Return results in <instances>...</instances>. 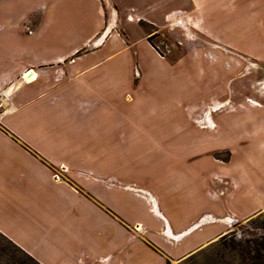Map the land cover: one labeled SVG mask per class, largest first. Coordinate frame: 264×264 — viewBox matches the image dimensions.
Wrapping results in <instances>:
<instances>
[{
    "label": "rangeland",
    "instance_id": "374dc122",
    "mask_svg": "<svg viewBox=\"0 0 264 264\" xmlns=\"http://www.w3.org/2000/svg\"><path fill=\"white\" fill-rule=\"evenodd\" d=\"M235 3L221 21L213 13V41L232 48L216 53L202 34L204 0H0V69L17 54L20 69H46L52 81L28 87L25 73L0 89V119L29 116L18 129L1 120L0 131L50 149L37 154L60 181L49 193H127L152 221L158 215V245L116 219L126 223L129 264H156L140 244L164 264H264V0ZM97 59L107 63L97 69L123 70L113 81L99 76L98 87L75 85L78 65ZM16 201L3 212L8 228L11 217L27 220ZM178 221L188 227L167 236L169 222L183 230ZM115 249V259L127 252ZM30 258L0 231V264H39Z\"/></svg>",
    "mask_w": 264,
    "mask_h": 264
},
{
    "label": "crops",
    "instance_id": "0c3cea01",
    "mask_svg": "<svg viewBox=\"0 0 264 264\" xmlns=\"http://www.w3.org/2000/svg\"><path fill=\"white\" fill-rule=\"evenodd\" d=\"M235 2L236 0H231L230 3L228 0H204V14H202L203 33H201L208 41L212 43L214 41L220 42V40L212 35L220 34L212 33V28H210L215 18L213 13H218V15H220V12L223 14H231L232 9L236 10ZM222 17V15L219 16V21H221ZM241 18L242 15H240ZM184 21L179 17L175 23L184 26ZM190 23L188 20L187 24L189 25ZM114 36L116 35H113L111 39L116 38L115 40H118ZM213 45L216 53H220L218 51L219 49L222 51L228 48L232 49L227 44L220 45L214 42ZM118 49V51L106 55L107 63L111 58L117 56L119 53L121 54V51L125 50L123 44L122 48ZM146 50L152 52L151 50L153 49L147 45ZM16 56L17 54L15 56L12 54L10 58L11 62L7 64L6 69H0L1 90L6 89L12 81H17L20 79L21 74L23 75L25 73H27L25 74V79L30 81L27 84L28 87H35L39 83L45 85L46 81H48L47 86L52 84V81L49 80V71H46V69L28 68L26 66L20 69L17 61L18 56ZM114 59H111V61ZM103 62L97 59L90 62V66H87L85 69L83 65H78L80 67L79 69H83L80 70V74L82 72L85 73L74 81L75 85L92 83L95 87H98L100 84L98 80L99 76L102 80L105 77L104 79L113 81L114 76L112 75L116 71L123 70L97 69ZM101 70H104L105 74ZM20 102L16 100V104ZM17 105L19 107H30L29 101L26 102V105ZM28 110L30 111L31 109ZM35 111L37 113L39 108H36ZM27 113H7L0 121H6L9 124L13 123V126L18 129L20 123L22 124L20 127L29 124L26 121L29 120V116L26 115ZM41 115H43V111L40 112V115H35L31 120L39 121ZM17 131L12 132L18 139H25L24 143L26 145L28 144V150L23 145H19L21 144L19 140L14 139L11 135H5L0 131V231L7 235L10 233L12 242L28 256L39 264H77L78 260L82 264H94V261L99 258H102L101 264H129L134 257H131L130 251L128 250L131 245L129 243V235L125 228L126 221H128V224L134 223L145 228L148 233L154 235L151 238L158 245V226L161 227V223L158 225V215H150L153 219L152 221L148 217L149 211L146 204L136 201L131 194L118 193L116 196L107 192L102 194L98 192L84 194L78 193L71 187H69L68 192L67 189H62L66 191L65 193H49L48 185H59L60 181L53 180L50 165L42 163L38 159V155L43 156L45 153L49 154L50 149L47 148L44 151L40 146L30 145L29 143L34 138L31 140L29 136L24 135L19 130ZM29 150L33 151L35 156L29 153ZM45 159L48 160L47 157ZM19 178L24 179V181L18 180ZM27 190H29V193H27ZM142 192L150 193L149 191ZM15 197L19 201L23 200L26 202L25 208L28 216L26 217L27 220L24 219L22 221H15L11 217L10 223L12 228H8L6 227L3 212H8L9 209L15 207L8 204L11 202L17 203ZM155 207H157L158 214H161L158 202H156ZM25 216L26 212L23 214V217ZM117 218H121L125 222L120 221L123 223L121 224L119 221H116ZM38 219L41 222H38ZM173 223H168L169 229L166 231L167 236L181 234L188 227L182 225V221H178V224H181L180 226L183 229L179 231L175 229L176 227ZM115 231L119 233L120 241L116 242ZM115 247L127 249V252L120 255L118 257L120 259H115ZM134 248L142 253L148 252L152 260L156 261V264H164L165 262L163 260L164 257L154 253L148 247L146 248L140 244L138 246L135 245ZM120 251L123 250L120 249Z\"/></svg>",
    "mask_w": 264,
    "mask_h": 264
},
{
    "label": "built area",
    "instance_id": "2783aa9c",
    "mask_svg": "<svg viewBox=\"0 0 264 264\" xmlns=\"http://www.w3.org/2000/svg\"><path fill=\"white\" fill-rule=\"evenodd\" d=\"M130 18V17H128ZM131 19V18H130ZM129 20V19H128ZM3 107H4V103H3V97L0 96V114L3 112Z\"/></svg>",
    "mask_w": 264,
    "mask_h": 264
},
{
    "label": "trees",
    "instance_id": "16d2710c",
    "mask_svg": "<svg viewBox=\"0 0 264 264\" xmlns=\"http://www.w3.org/2000/svg\"><path fill=\"white\" fill-rule=\"evenodd\" d=\"M28 256V255H27ZM29 258H30V256H29ZM30 259H32V258H30ZM33 260V259H32ZM34 261V260H33Z\"/></svg>",
    "mask_w": 264,
    "mask_h": 264
},
{
    "label": "bare ground",
    "instance_id": "6f19581e",
    "mask_svg": "<svg viewBox=\"0 0 264 264\" xmlns=\"http://www.w3.org/2000/svg\"><path fill=\"white\" fill-rule=\"evenodd\" d=\"M169 234V233H168Z\"/></svg>",
    "mask_w": 264,
    "mask_h": 264
}]
</instances>
